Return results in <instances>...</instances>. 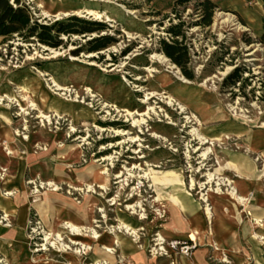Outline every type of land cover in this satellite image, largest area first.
Masks as SVG:
<instances>
[{"label":"rangeland","instance_id":"obj_1","mask_svg":"<svg viewBox=\"0 0 264 264\" xmlns=\"http://www.w3.org/2000/svg\"><path fill=\"white\" fill-rule=\"evenodd\" d=\"M25 1L38 23L73 16L101 22L118 43L74 56L97 35L73 36L67 48L57 50L17 37L0 39V118L16 124L15 140L0 141V195H18L22 201L9 213L0 208V264H122L120 252L128 249L119 238L150 258V252H169L170 257H157L164 264H179L174 252L180 249L162 246V240L188 244L191 252H221L209 235L203 238L190 224L191 235L173 232L178 221L193 219L182 210L188 200L208 220L209 233L224 216L256 223L249 210L254 195L240 193L243 179L231 164L251 159L264 182L259 152L244 145L248 133L255 137L264 130L263 92L258 89L264 80V47L257 43L264 0H216L207 28L197 25L201 17L195 2ZM85 10L104 17L95 20ZM220 14L233 17L242 29L217 27ZM180 22L194 81L158 44L169 40L167 29ZM249 39L255 43L249 45ZM237 67L246 69L244 78L252 84L246 95L221 88ZM29 155L38 156V174L28 169L20 192L5 191L17 173V160ZM3 156L11 160L8 167ZM208 174L216 181L208 183ZM231 187L247 197L246 204L234 199ZM22 205L27 210L21 230Z\"/></svg>","mask_w":264,"mask_h":264},{"label":"crops","instance_id":"obj_2","mask_svg":"<svg viewBox=\"0 0 264 264\" xmlns=\"http://www.w3.org/2000/svg\"><path fill=\"white\" fill-rule=\"evenodd\" d=\"M2 113L0 110V114ZM7 117L9 118V116ZM15 127L16 124L13 120L8 124L0 118V141L13 142L16 138ZM244 145H249L258 151L264 162V130L259 131V134L255 137L251 132L248 133L244 139ZM2 164L8 167L11 164L10 158L3 156ZM16 164L17 173L12 177V180L8 181L4 188L5 191L20 192L28 169L34 170L38 174V156L29 155L20 158ZM231 165L233 172L243 179L239 188L240 193L243 195L253 193L254 195V204L249 210L253 215V219L256 220L255 224L259 226L252 223L251 220L243 218L239 223L237 219L224 216L220 217V221L216 224L217 228L214 226L209 233L206 224L208 220L187 199L188 201L185 202L186 204L184 203L182 210L193 219L185 220V222L184 220L178 221L175 226H178L179 229L172 227L173 232L181 235H191L193 233L191 227H194L195 232H198L197 234L202 235L203 238L209 235V241L213 242L221 252H209L207 248H199L192 253L191 258H180L179 264H215L214 261L212 262L211 257L220 259L221 264H264V182L259 177L260 174L257 173L251 159L238 158ZM21 202L18 195H15L13 199L0 195V208L6 210V213L20 207ZM26 210L25 205H22L19 221L21 230L25 225ZM118 240L121 246L125 245L128 249V252H120V258L124 260L122 264H164L165 262L162 258H150L146 252H139L133 243L125 242L120 238ZM102 258H105V256H102ZM107 259L110 260L109 262L117 263V261H113V257Z\"/></svg>","mask_w":264,"mask_h":264},{"label":"trees","instance_id":"obj_3","mask_svg":"<svg viewBox=\"0 0 264 264\" xmlns=\"http://www.w3.org/2000/svg\"><path fill=\"white\" fill-rule=\"evenodd\" d=\"M215 1L177 0V4L179 6H187L195 2L196 11L199 12L198 14L201 17L197 25L207 28L212 25L214 14L218 8ZM184 26V22L170 26L167 29V33L170 36L169 40L162 39L158 44L160 52L180 69L182 75L186 79L194 81L196 76L193 70L189 68L190 57L188 47L185 45L187 34L183 30ZM109 30L108 25L104 23L89 21L76 16L56 21L50 25L41 24L34 20L31 8L25 0H0V39L3 42L17 37L25 43L35 41L44 47L57 50L67 48L69 40L73 36H84L86 38L87 36L96 34V37H93L84 46L72 52V55L78 56L83 52L87 54L99 53L116 45L118 39L108 34ZM247 42L249 45L255 43L251 39ZM257 43L264 47V20L262 34ZM245 71L246 69L243 67L235 68L224 79L221 88L231 89L234 96L239 94V92L246 95L245 90L251 87L252 84L249 78H244ZM260 82L258 89L263 92L262 98L264 99V80ZM234 89H237L238 92H234ZM251 92L255 94L256 87L252 88ZM101 125L103 127L124 126L121 124Z\"/></svg>","mask_w":264,"mask_h":264},{"label":"bare ground","instance_id":"obj_4","mask_svg":"<svg viewBox=\"0 0 264 264\" xmlns=\"http://www.w3.org/2000/svg\"><path fill=\"white\" fill-rule=\"evenodd\" d=\"M84 12V11H83ZM85 12L87 13V15L89 14V15H93L94 16V19L95 20H102L103 19V15L102 14H100V13H97V12H94V11H91V10H85ZM82 14V13H81ZM75 15H78V13H75ZM221 21V22H220ZM223 24H230L231 26H233V27H235V28H237V29H242V27L235 21V19L233 18V17H231V16H225V15H223V14H220V15H218L217 16V20H216V26L217 27H219V25H223ZM245 29V28H244ZM57 55V54H56ZM162 59H164V58H162ZM55 86H57V85H55ZM58 88H59V90H65V89H63V88H60L59 86H57ZM173 103V100H171L170 99V105ZM32 107H36V105L35 104H33L32 105ZM43 117L45 118V119H47L48 118V116H44L43 115ZM44 119V120H45ZM48 120V119H47ZM137 122V121H136ZM143 124V123H142ZM118 133L119 134H122V135H125L126 134V132H121V131H118ZM199 136V139H200V141H201V143L202 144H204V143H207V139L205 138V137H203V136H201V135H198ZM215 140H218V139H215ZM209 153V152H208ZM169 175H166V177H168ZM208 183H210V182H214V180L216 181V178H215V176L214 175H212V174H208ZM154 180L155 181H157V179H155L154 178ZM224 182H227V185H232V183L230 182V181H228V180H226V181H224ZM220 185V184H219ZM225 185H226V183H225ZM225 185H223V186H225ZM226 185V186H227ZM219 189V188H218ZM230 192H231V195L233 196V197H235L234 199L235 200H237L239 203H242V204H246V202L248 201V199L246 198V197H241V196H239L238 194H237V192H236V190H235V188H233V187H231L230 188ZM9 195H11V194H8V196ZM73 232V231H72ZM105 253H107V252H105Z\"/></svg>","mask_w":264,"mask_h":264},{"label":"built area","instance_id":"obj_5","mask_svg":"<svg viewBox=\"0 0 264 264\" xmlns=\"http://www.w3.org/2000/svg\"><path fill=\"white\" fill-rule=\"evenodd\" d=\"M161 245L162 246L168 245L172 249H180V252H174L176 256H179V258L189 259L192 256V253H193V252H191L193 250V247H191V246H189L188 244H185V243L172 242L171 244H169V242H167L166 240H162ZM160 250L165 251L164 247L162 249H160ZM150 254H151L152 258L170 257V253L169 252H150ZM171 264H178V263H176V261L174 260V261H172Z\"/></svg>","mask_w":264,"mask_h":264}]
</instances>
